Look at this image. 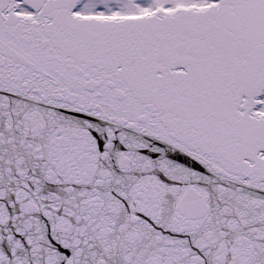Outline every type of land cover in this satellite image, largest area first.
I'll return each instance as SVG.
<instances>
[{"label":"snow or ice","instance_id":"6c2138e0","mask_svg":"<svg viewBox=\"0 0 264 264\" xmlns=\"http://www.w3.org/2000/svg\"><path fill=\"white\" fill-rule=\"evenodd\" d=\"M0 264H264V0H0Z\"/></svg>","mask_w":264,"mask_h":264}]
</instances>
